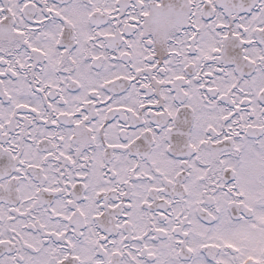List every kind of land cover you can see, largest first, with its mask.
<instances>
[{"label":"snow or ice","instance_id":"snow-or-ice-1","mask_svg":"<svg viewBox=\"0 0 264 264\" xmlns=\"http://www.w3.org/2000/svg\"><path fill=\"white\" fill-rule=\"evenodd\" d=\"M0 264H264V0H0Z\"/></svg>","mask_w":264,"mask_h":264}]
</instances>
